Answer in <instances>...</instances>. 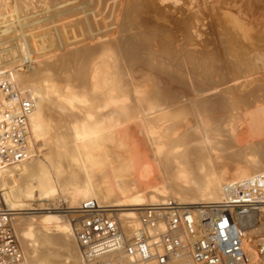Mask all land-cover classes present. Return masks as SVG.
Here are the masks:
<instances>
[{
    "label": "bare ground",
    "instance_id": "bare-ground-1",
    "mask_svg": "<svg viewBox=\"0 0 264 264\" xmlns=\"http://www.w3.org/2000/svg\"><path fill=\"white\" fill-rule=\"evenodd\" d=\"M196 1L0 0V30L29 33L21 44L0 35V82L34 99L27 156L0 164V209L13 214L27 264H89L74 222L87 202L114 210L130 238L149 205L228 209L234 186L264 173V96L256 95H264V0H253L261 10L251 18L232 13L230 0H202L204 19L240 37L224 53L242 73L240 88L254 84L244 94L237 84L219 88V46L206 42L203 55L188 48L197 46L190 34L202 15L165 14ZM162 19L185 21L183 37ZM23 53L33 65H21ZM7 93L0 89V134L5 113L18 110ZM243 124L263 137L239 144ZM247 217L235 215L242 246L262 263L264 203ZM251 221L256 228L244 233Z\"/></svg>",
    "mask_w": 264,
    "mask_h": 264
},
{
    "label": "built area",
    "instance_id": "built-area-1",
    "mask_svg": "<svg viewBox=\"0 0 264 264\" xmlns=\"http://www.w3.org/2000/svg\"><path fill=\"white\" fill-rule=\"evenodd\" d=\"M0 89L18 110L7 111L0 134V164L25 158L28 118L34 99L4 80ZM230 208L195 207L178 202L142 209V227L128 237L114 210L90 201L74 220L77 239L89 264H252L242 246L235 215L250 214L264 203V173L238 182ZM236 210V213H234ZM13 214L0 209V264H27L13 224Z\"/></svg>",
    "mask_w": 264,
    "mask_h": 264
},
{
    "label": "rangeland",
    "instance_id": "rangeland-1",
    "mask_svg": "<svg viewBox=\"0 0 264 264\" xmlns=\"http://www.w3.org/2000/svg\"><path fill=\"white\" fill-rule=\"evenodd\" d=\"M233 1V2H232ZM242 2H240V0H237V4H236V0H230L229 2H231V5H228L229 6V8L231 9V11H232V13L233 12H235L236 14L237 13H239V14H237V15H239V16H241L242 14V16L241 17H246V18H248V16H249V18H251V17H254V16H256L257 15V13L261 10L260 8H258L257 7V5H255V3H254V1L253 0H241ZM252 1V2H251ZM198 2V3H197ZM194 3H195V5H194ZM197 3V4H196ZM235 3V4H234ZM248 3V4H247ZM253 3H254V5H253ZM201 4V5H200ZM241 6H240V5ZM165 5V4H164ZM164 5H161V7H163V8H165V6ZM239 5V6H238ZM245 5V6H244ZM186 6V7H185ZM180 5V6H177V7H174V6H172L170 9L169 8H166L164 11L166 12L165 14L166 15H174V16H180V15H188L189 13L190 14H192V13H197V14H199V16L200 15H202V14H204V10H205V8H204V5H203V3H202V0H197L196 2H193V5L191 6V7H187V5ZM251 6V7H250ZM182 8V10L180 11L179 9H181ZM201 8V9H200ZM237 8H238V10H237ZM194 9V10H193ZM193 10V11H192ZM197 10V11H196ZM252 10V11H251ZM200 11V12H199ZM254 11V12H253ZM203 12V13H202ZM173 13V14H172ZM234 13V14H235ZM178 14V15H177ZM198 16V17H199ZM112 17L113 16H111V17H109V18H107L106 19V21H108V20H112ZM158 21H160L162 24H164V25H166V26H168V27H170L173 31H174V33H175V36L177 37V39H181L183 36V34H182V30H186L187 29V25H186V23H185V21H181L180 23H178V24H175V23H167L166 21H164L163 19L162 20H158ZM214 21V20H213ZM213 21H209L208 19H204V17H203V15L202 16H200V19H199V22L197 23V29H198V32L196 31V33H194L195 32V30L193 29V30H191V34H190V36H191V38H192V41H195V43L197 44V46H194V45H192V46H188V48L189 49H192V47H193V50H196L198 53H199V55L200 54H202L203 55V53H204V51H205V53H206V51H208L209 49V47L206 45L207 43L206 42H208V43H210L211 45H217V46H219V48L223 51V54H224V62H226V63H223V65H222V67H221V69H222V71H221V73H220V70H218L219 71V74H221L220 76L217 74V75H215V78H216V82L219 84V88L220 87H224V88H227V86L229 87V85L230 86H236V85H234V84H237V83H239L240 84V82H237V81H235V80H238V81H241L240 80V76H241V74L242 73H240V72H238V73H240V76H239V78L237 77L236 78V76H235V74L237 75L238 73H235L234 74V72H233V69L230 67L231 65H230V59H229V56L227 55L226 56V54L228 53V51H230L231 50V48L233 47V45L235 44V43H237V45H238V43L239 44H241L242 45V42H240V37L239 36H237L236 34L235 35H231V34H233V33H236V31L234 30V29H232L231 27H226L224 24H221V25H224L225 27H223V26H219V25H217L216 26V24H214V23H216V21H214V23H213ZM12 22V21H11ZM108 22H110V21H108ZM107 22V23H108ZM164 22V23H163ZM218 29V30H217ZM229 30H231V31H229ZM232 30H234L233 32H232ZM1 31V33H0V35H3L4 34V36H5V34L7 35V33H10V35L12 36V34H14L15 36H12V37H14V38H12V37H10V38H12V40L15 42V43H17V42H19L20 43V40H19V37H20V39H21V42H23L24 41V36H26V34L28 35L29 33H22V31H20V30H18L17 31V29H13L11 32H13V33H11V32H5V31H2V30H0ZM20 31V32H19ZM194 31V32H193ZM217 31H218V33H217ZM222 31V32H221ZM224 31H225V33H224ZM16 33H19V34H16ZM214 34H216L215 36L216 37H214ZM181 35V37H179ZM218 36V37H217ZM197 37V38H196ZM238 38V39H237ZM17 39H18V41H17ZM23 39V40H22ZM216 39V40H215ZM219 39V40H218ZM232 40V41H231ZM237 40V41H236ZM216 41V42H215ZM217 43V44H216ZM14 44V43H13ZM21 44V43H20ZM23 44V43H22ZM199 45V46H198ZM205 47V48H204ZM206 47H208L207 49H206ZM196 48V49H195ZM241 48V47H240ZM225 49V50H224ZM228 50V51H227ZM227 51V52H226ZM226 54H225V53ZM241 52L242 53H244L243 52V49L241 50ZM201 55V56H202ZM227 58H228V60H227ZM21 59H22V63H21V65L22 66H29V64L30 65H33V64H31L33 61H32V59H31V57H30V54L28 53V54H26V53H23V55H22V57H21ZM24 62V63H23ZM29 62H31V63H29ZM29 63V64H28ZM229 63V64H228ZM229 65V66H228ZM223 66H225L226 68H228L227 70H226V68L225 67H223ZM230 67V68H229ZM224 68V69H223ZM230 69V70H229ZM218 71H217V73H218ZM231 71L233 72V74H234V76H235V78H232V77H234V76H231L232 74H230L231 73ZM262 71H264V69L262 70ZM225 73V74H224ZM229 73V74H228ZM261 74H259V75H261L260 77V81H259V85H262V84H264V75H262V74H264V72H260ZM222 74H223V76H222ZM230 76V79H229V76ZM239 75V74H238ZM237 75V76H238ZM219 76V78L217 79V77ZM214 77V76H213ZM212 77V78H213ZM222 77V79H220ZM226 77V78H225ZM242 77V76H241ZM211 78V79H212ZM215 78H213L214 80H215ZM243 78H245V77H243ZM225 79V80H224ZM231 79H233L232 81H231ZM242 79V78H241ZM213 80V81H214ZM219 80H222V82L223 81H225L226 83L224 84V83H222L221 84V86H220V83H221V81H220V83H219ZM243 80V79H242ZM231 81V82H230ZM216 82H214V83H216ZM230 82V84H228V85H226L227 83H229ZM237 82V83H236ZM261 82V83H260ZM216 83V84H217ZM232 83H233V85H232ZM239 84H237V87H239L238 88V90H240L239 92L241 93H243L244 94V91H246L247 89H249V87H252L254 84H252V85H246V86H244V87H247L246 89L245 88H243V86L240 88V86H239ZM223 85V86H222ZM256 85H257V83H256ZM255 85V86H256ZM254 87V86H253ZM224 88H222V89H224ZM245 89V90H244ZM242 90V91H241ZM250 90V89H249ZM248 91V90H247ZM246 91V92H247ZM258 91H260V90H258ZM262 91V90H261ZM259 92V93H257L256 95H257V97L259 98V96L260 97H262L263 98V93L262 92ZM264 91V90H263ZM241 93V94H242ZM259 95V96H258ZM255 98V96H252L251 98ZM255 98V99H258V98ZM252 99L253 101L255 100V99ZM262 98H259V99H262ZM250 99V98H249ZM248 101H250V100H248ZM253 101H251V102H253ZM250 103V102H249ZM252 105H254L253 103H251ZM247 110V109H246ZM243 112H245V109L243 110ZM244 126H242V128H243V130L241 129V127H239L241 130H242V132H241V130L239 129L238 130V134H237V136H236V141L239 143V144H244V143H246V142H248V140H250V143H253L254 141H257L256 139L258 138V139H260L261 137H263V136H261V137H252V135L251 134H249V132L250 131H248V130H250L249 129V127H248V125L246 124H243ZM244 131V132H243ZM246 132V133H245ZM248 134H249V136H248ZM246 136H248L249 137V139H248V137H246ZM250 136H251V138H250ZM239 137V138H238ZM244 138L246 139V140H244ZM254 138H255V140H254ZM239 139V140H238ZM244 140V141H243ZM253 140V142H251ZM237 143V144H238ZM41 209H45V206H43ZM40 209V210H41ZM248 215V217L250 218V214H247ZM247 215H244V218L246 219V217H247ZM247 217V218H248ZM243 225H242V227L245 229L244 230V233H245V231H247V233L248 232H251L253 229H252V227H255L256 228V226H249L248 227V225L249 224H252V221L250 222V223H248L247 224V222H244V223H242ZM238 226H237V228H238V230L240 229V233H242L243 234V232L241 231V226L239 225V224H237ZM240 226V227H239ZM251 228V229H250ZM247 229V230H246ZM241 237H242V235H241ZM259 262V263H258ZM257 262V264H264V262H260V261H258Z\"/></svg>",
    "mask_w": 264,
    "mask_h": 264
}]
</instances>
